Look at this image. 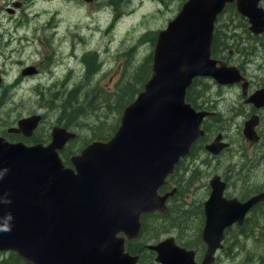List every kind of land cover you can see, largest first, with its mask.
Wrapping results in <instances>:
<instances>
[{"label": "water", "instance_id": "obj_1", "mask_svg": "<svg viewBox=\"0 0 264 264\" xmlns=\"http://www.w3.org/2000/svg\"><path fill=\"white\" fill-rule=\"evenodd\" d=\"M228 3L248 18L251 31L264 33L261 0H187L159 32L151 78L124 109L115 134L107 141L93 140L71 156V166L60 151L77 133L63 126L53 127L46 145L0 138V251L15 252L32 264H138L127 240L141 234L143 214L166 211L176 190L161 194L160 189L204 134L205 116L213 114L188 102V89L197 77L220 83L245 80L234 65L212 57L215 23ZM36 72L30 66L23 75ZM243 86L246 94L248 82ZM248 101L263 106L264 89ZM41 117L22 118L14 129L32 135ZM258 122L255 115L246 123L244 132L251 140L259 139ZM219 139L207 149H218ZM226 186L218 175L211 179L204 205L208 250L202 264L213 261L225 229L242 224L247 212L264 201V192L246 202L227 199ZM150 248L163 264H196L195 252L173 238Z\"/></svg>", "mask_w": 264, "mask_h": 264}, {"label": "rangeland", "instance_id": "obj_2", "mask_svg": "<svg viewBox=\"0 0 264 264\" xmlns=\"http://www.w3.org/2000/svg\"><path fill=\"white\" fill-rule=\"evenodd\" d=\"M12 1L0 0V97L4 98L0 121L5 122L6 130L19 119L41 114L44 117L41 128L49 131L53 124L61 122L62 117L67 118L60 107L63 106V96L72 90L77 89L78 100L82 103L80 107L92 96L108 97L107 93H113L121 81L135 83L138 95L151 77L150 72L148 77L143 73L152 68L156 46L152 39L167 27L187 0H94V3L86 0H28L23 11L11 16L5 7L11 6ZM220 28L222 40L230 42L231 47H220L218 54L229 56L235 65L245 61L251 92L263 88L264 36H254L236 8H228L223 13L218 23ZM258 43L263 45L257 47ZM40 63H43L40 74L22 77V69ZM13 82L16 85L10 89H1V86H10ZM137 95L133 100L126 99L128 102L123 107L116 108L111 98V102L101 99L95 111L86 105L85 114L79 116L81 121L69 126L73 130L79 129L80 133L79 142L73 147L80 149L87 145V135H93L94 125L108 130L114 123L120 124L124 109ZM194 96L200 107L218 112L214 121L208 122H215L216 126L223 122L225 125L224 130L209 133L208 139L222 132L226 141L232 143V148L224 154L222 165L226 164L241 175L230 180V193L243 198L259 188L264 189V107L256 109L246 104L240 84L221 86L207 78L199 80ZM73 110H67L68 115ZM254 114L260 117L257 131L261 140L251 147L243 130L244 122ZM41 136L39 130L38 137ZM209 157V153L196 152L192 159L199 158L196 166L201 170L185 187L186 201L192 207L206 199L208 189L204 185L214 174L224 173L220 160ZM190 162L182 168L184 178L179 176L177 180L189 179L185 170L190 167ZM210 165L215 168H209ZM172 212L178 215L180 210L174 206ZM199 221L195 216L173 218L175 226L189 234L191 240L199 237ZM162 222L150 224L146 238L152 240L151 243L157 241L154 240L157 233L171 228L170 219L161 229ZM242 231L248 236L241 234ZM191 240L186 242L192 245L194 241ZM227 240L236 245L234 254L227 257L222 252V260L217 264H261L264 216L261 212L250 216L242 230H235ZM8 254H0V260L7 258Z\"/></svg>", "mask_w": 264, "mask_h": 264}, {"label": "flooded vegetation", "instance_id": "obj_3", "mask_svg": "<svg viewBox=\"0 0 264 264\" xmlns=\"http://www.w3.org/2000/svg\"><path fill=\"white\" fill-rule=\"evenodd\" d=\"M94 2L95 1L93 0L91 3H94ZM9 4L11 6L13 5V7L7 6V7H5V10L7 11V13H9V15L14 16L18 12L23 11L28 6L27 5L28 4V0H14L11 3H9ZM15 4H17V6H15ZM10 8L12 10L9 11ZM17 28H15V31H16ZM11 39H12V37H11ZM1 40L2 39H0V42H1ZM8 41H10V40H8ZM258 41H261V40L259 39ZM262 45H263L262 43L261 44L258 43L257 47H260ZM239 53H243V52H239ZM1 54H3V53H1ZM221 56L219 54H217L216 56L213 54V57L215 59H217V60H222L224 62L229 61V56H226V55H221ZM245 63H246L245 61L244 62L242 61L240 64H237L235 66H237L241 70V73L243 74V76L248 81H250V79L247 76V72L244 69V67H247V65H245ZM33 66L35 67L37 72L35 74H33V75L32 74L23 75V71L27 68L26 67V68L22 69V71H21L22 77L35 76V75L40 74L43 71V63H40L39 66H35V65H33ZM28 67H30V66H28ZM248 67H250V65H248ZM0 73H2L1 70H0ZM1 75L2 74H0V77H1ZM200 79H202V78H199L197 80L199 81ZM210 80H212V79H210ZM0 81H1V78H0ZM14 85H16L14 82L10 86L3 85V86H1V89L7 90V89H10ZM241 88H242V86H241ZM263 89H264V87H263ZM247 93H248L247 96L243 95L245 97V103L248 104V105H253L257 109L258 107H256L254 105V103L246 101L247 98L249 97V95L252 93L251 92V84L250 83L248 85ZM242 94H243V91H242ZM3 100H4V98H3V96H1L0 97V111H2L1 110V105L4 103ZM197 102H198V100H197ZM199 109L200 110H208L210 108L200 107ZM41 116H42L41 120L38 123L37 127L35 128V130H33L32 135H29V134L25 133L24 131L18 132L17 130L14 129V128L18 127V122H19L20 119L17 121L16 124L6 128V130H4L5 129L4 128L5 127V122H1L0 121V138H3V139H5V141H8L10 143H16V142H20L21 141V142H24L27 145H34V144H38V143H43V144L46 145V144H48L51 141V133H52L53 127L54 126H63L65 128H67L68 130L77 133L76 138L72 139V140H69L66 143L64 149L60 151V156H61V158L63 159L64 162H65L64 152L65 151L68 152V154H69L68 160L69 161L67 163L65 162V164L71 166V162H70L71 156L80 153V151L85 147V145H84V146L81 147L82 149L80 148V149H76V150L70 148L75 142L79 141L78 140V137H80L79 129H77V130L76 129L75 130L71 129V127H69L70 125L66 126V124L63 123V122H67V120L66 119H61V122H59L58 124H55V125L53 124V126L50 128L49 131H45L44 128H41V126L43 124V121H44L43 115H41ZM217 116H218V112H216L214 115L207 116L204 119V121L202 122V128H203L205 133L203 134L202 137H200L192 145L191 153L188 156L181 157L180 161L177 163V165L175 167V170H174L173 174L168 177L167 184L164 185L160 189V193L161 194H165L167 192H174V190H176L174 192V195L170 196L168 201H167V209H166V211H164V212L154 211V212H149V213L143 214L142 217H141V221H142L141 234L137 238H134L132 240H127V243H126L127 244V250L131 254L139 256L138 264H163V263H161L160 261L157 260L158 252H156L155 250L151 249L150 245L158 244L161 241H163L165 239H168V238H173L177 245H180L181 247H184L187 250H193L195 252L194 262L196 264H202V262L204 261V258L206 256V253H207V250H208V245L203 241V231H204V228H205V225H206V213L204 211V205H205V202L209 199L210 194L212 192L211 181H209L208 184L206 183L204 185V187L208 189V196L206 197V199L203 201L202 204L201 203H199V204L197 203L196 205H194V206H197L198 210H200L202 208V214L198 215V214L191 213V215L193 217L195 216V217H198L200 219V221H199V229H201V230H200L198 238H195V240H191V236L189 234H187L185 231L181 230V228L178 225L175 226V223L173 222V218L179 217V215L175 216V215L164 214V213H166L170 209L172 211V207H174V206H172V207H170V206L174 205V204L177 205L176 207L179 210L184 209L186 212H191L193 210L192 209V204L191 203H187L185 198H177L176 199L174 197L178 194L179 188L181 189V187L185 188L186 186H188V183H190L192 181L194 174H196V176H198L201 173V170L199 171L197 166H196V164L199 161V158L197 160H192L194 158V155H195L196 152H199L200 154L201 153H209L210 154V157H209L210 159H212V160H220L219 164L222 165V162L224 161L222 159L226 156L224 154L226 152H228L232 148V143L230 141H226V137H225L224 133H222V132L218 133L217 135H213L214 136L213 138L210 137L208 139L207 135H209V133H213L217 129L224 130V128H225V125H224L223 122H221L222 125H220V126H216L215 122H208L209 120L215 119ZM247 121H249V120H247ZM247 121L244 122V127L246 126ZM260 124H261V122H258L255 125L256 130H257V128H258V126ZM11 129H14V130L11 131ZM39 130H41V134H42L41 137H38ZM243 134H244L246 140L249 142L251 147L257 145L260 142V140H261V135L260 134H259L258 141L248 139L246 137V135H245L244 130H243ZM217 137L220 138V142L217 141V145L215 147V148H218V149H216V150L207 149L206 146L209 143L213 142ZM93 140H96V139H93ZM92 141H90L89 143H91ZM104 141H107V140H104ZM220 144H225V147L219 149L220 148ZM188 161H191L190 165H189L190 167L185 170V174H186V176L189 179L188 180L186 179L185 181L177 180V178L179 176H182L184 178V175L181 172H182L183 166ZM232 164H234V163H232ZM209 168L213 169V168H215V166L210 165ZM222 168L224 169L223 175H220V174L216 173V174H214V176L218 175V176L221 177V179L223 181L226 182L227 186H226V189L224 191V196L227 199L237 198L241 202H246L252 196L257 195L258 193L264 192V189H261V191H259L257 193H254V194H250V195H248L246 197H243V198H241V197H239L237 195L231 194L230 193V180L233 179L234 177H236V175H241V174L239 172L235 171V170H232L230 167L226 166V164L222 165ZM173 182H175V184H173ZM184 196L186 197L187 193H184ZM261 205H264V201L258 202L257 204H255L247 212V214L245 216V219H244V222L242 224H240L238 222H235L234 224H232L231 226H229V227H227L225 229V236H224V239L222 240V247H219L217 249V251L214 254L213 261L210 264H217L218 262H220L222 260V252H224L225 256L232 257L231 253L234 254L233 250L235 249L236 245H234L232 243H229V241L227 240L229 235L232 232H234L235 230L241 231L242 230V226L246 225V223L249 221V217L250 216L252 218L253 216H257L260 213L258 207L261 206ZM261 214L264 216V212L263 211H262ZM169 215L172 218H168ZM169 219L171 221V224H170L171 228L168 229V230H165V229L161 230L154 237V238L157 237V239H154V240H157V241L154 242V243H151L150 241H152V240H149L148 238H146V233L151 228L150 224L154 223V224L157 225L158 223H161V221H163L162 224H161V229H162L163 226L165 225V222H167V220H169ZM241 234H243L245 236H248L244 231H242ZM187 240L194 241V244H192V245L188 244L186 242ZM225 243H227V244H225ZM10 252L11 251H0V254H7V253H10ZM261 264H264V255H263V259H262V263Z\"/></svg>", "mask_w": 264, "mask_h": 264}, {"label": "trees", "instance_id": "obj_4", "mask_svg": "<svg viewBox=\"0 0 264 264\" xmlns=\"http://www.w3.org/2000/svg\"><path fill=\"white\" fill-rule=\"evenodd\" d=\"M228 8H235V5L233 4H230L228 6ZM227 8V9H228ZM239 14V13H238ZM222 17V16H221ZM221 17L219 18L218 20V23L221 21ZM245 22H247V19L246 18H243ZM220 31H221V28L218 29V26L216 28V35H215V43H214V47H213V54L216 56L218 54V50L220 51V47H223L224 49H228L231 47V45L229 43H227V40L223 41V37L220 35ZM157 36L158 34L156 33L154 38L152 39L153 41H156L157 39ZM258 38V37H257ZM236 42V41H235ZM220 45V46H219ZM219 46V48H218ZM149 61H151V58H149ZM152 67V65L150 66V68ZM149 72L151 74V71L150 69H146L143 73V76L145 77H148L149 75ZM198 80L194 83V85L189 89V92H188V95H187V98H188V101H190L191 103H193L194 106H196L197 108H200L198 102H197V99L195 98L194 96V91H195V88L198 84ZM108 97H101L100 98V95H95V96H92V99L90 100H85L83 98V100H85V103H83V106L80 107L82 105V103L78 100V95H77V89L75 90H72L71 92H68L67 94H65L63 96V99H62V103H63V106L60 107V109H62V114L65 115L67 118H64L66 120H70V123L67 122H63L64 124H66V126H69L71 123H77V122H80L81 119L79 118V116H83L85 113V106L87 105L88 109H90L91 111H95L96 110V106L98 105L99 101L101 99H107V101L110 100V98L113 100L114 104H116V108L119 106L123 107L127 102H126V99H130V100H133L134 97L137 95V91L135 89V83H133L132 81H130V83H126L125 81H121L120 84L118 85L117 89L113 92V93H107ZM111 102V100H110ZM77 104V105H76ZM130 104V103H129ZM127 106V105H126ZM125 106V107H126ZM71 109H74L73 110V113L72 114H69L67 113V110H71ZM61 118V119H62ZM117 124H113V126L111 128H109L108 130H106V127L105 128H100L98 127L97 128V125H94L92 126L93 130H94V133L92 136H90V134L87 135V144L92 141L93 139H101V140H108L109 138H111L114 133L116 132L119 124L116 126ZM95 129H98V130H95ZM79 138V137H78ZM85 141V142H86ZM79 142V141H78ZM82 142V141H81ZM77 143V142H75ZM74 143V144H75ZM84 143V142H82ZM73 144V145H74ZM73 145L70 147L74 150H76ZM85 145V144H84ZM71 154V153H70ZM64 155H65V162L67 163L69 160H68V152H64ZM187 188H183L181 187V189L179 188V192L178 194L174 197V198H185L186 200V197L184 196V193H186ZM261 191V189H257L256 191L252 192L251 194H254V193H257ZM173 198V199H174ZM174 204V203H173ZM172 206H177V205H171L170 207ZM192 211L191 212H186L184 209H181L180 210V213L178 214L179 217H190L192 216L191 213L193 214H202V208L200 210L197 209V206H194L192 207ZM259 211L262 213V211L264 212V205H261L258 207ZM164 214H170V215H175L171 209L168 210L166 213ZM168 216V218H172L171 216ZM178 215H175V216H178ZM201 230V229H200ZM0 264H32L31 262L25 260L24 258L20 257L17 253L15 252H10L8 254V257L3 259V260H0Z\"/></svg>", "mask_w": 264, "mask_h": 264}, {"label": "bare ground", "instance_id": "obj_5", "mask_svg": "<svg viewBox=\"0 0 264 264\" xmlns=\"http://www.w3.org/2000/svg\"><path fill=\"white\" fill-rule=\"evenodd\" d=\"M254 36H256V37H259V36H264V33H259V34H253ZM215 33H214V43H215ZM220 61H222V60H220ZM234 70H235V72H236V74L241 78V79H244L245 77L243 76V74L241 73V70L237 67V66H235L234 65ZM199 78H204V77H197V78H195L194 79V81H193V84H194V82L197 80V79H199ZM212 80H214L218 85H221V86H229V85H235V84H237L238 82H233V83H220V82H218L216 79H212ZM192 84V85H193ZM213 179V178H212ZM211 181V180H210Z\"/></svg>", "mask_w": 264, "mask_h": 264}]
</instances>
